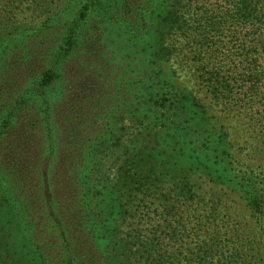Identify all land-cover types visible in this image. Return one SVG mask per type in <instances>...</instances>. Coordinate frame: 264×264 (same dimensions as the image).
<instances>
[{
  "label": "trees",
  "instance_id": "1",
  "mask_svg": "<svg viewBox=\"0 0 264 264\" xmlns=\"http://www.w3.org/2000/svg\"><path fill=\"white\" fill-rule=\"evenodd\" d=\"M57 1L0 0V49L7 48L0 92L14 90L21 76L31 83L23 102L36 97L49 107L68 79L62 67L82 53L84 32L107 23L118 6L149 3L157 14L147 19L156 33L142 77L147 102L106 116L92 85L79 83L62 108L66 153L53 178L34 170L32 153L0 149V264H264V252L232 232L222 199L193 174L195 158L204 174L213 154L217 162L230 155L206 131L195 137L188 123L198 99L156 70L180 56L212 102L264 139V0H85L75 11ZM52 3L57 13L40 18ZM117 19L134 33L147 23ZM154 107L183 124L153 133L172 118ZM19 108L0 104V141Z\"/></svg>",
  "mask_w": 264,
  "mask_h": 264
},
{
  "label": "rangeland",
  "instance_id": "2",
  "mask_svg": "<svg viewBox=\"0 0 264 264\" xmlns=\"http://www.w3.org/2000/svg\"><path fill=\"white\" fill-rule=\"evenodd\" d=\"M57 3H60L59 7H74L75 11L85 0H58ZM155 9L149 7V3L142 4L140 8L133 5L120 10L118 6L116 12L110 13L112 16L108 17L107 23L103 21L98 24L89 34L84 32V38L81 40L82 53L67 60L62 67V72L68 74V79L61 85L62 88H58V92L53 94L54 97L51 96L53 99L49 100V107H41L42 102L36 97L23 102L26 98L25 91L31 86L30 80L23 81L21 76L14 79V90L0 92V104L6 112L16 104H20V108L12 116L8 126L9 132L0 141V149L13 144L21 151L32 153L34 170L39 171L41 178H53L56 171L60 170L58 164L62 163L61 157L66 153L58 130L62 108L79 83L92 85L91 92L100 98L103 114L106 116L113 112L115 116H125L139 105H144L147 97L142 89V77L144 70L150 69V40L156 35L152 22L148 23L147 19L149 16L152 20L157 14ZM46 11L40 18H45L49 13H57L56 4L52 3ZM117 17H126L129 21L146 19L144 28H147L140 29L143 33H134V28L128 30V26L120 25L121 21ZM2 30H5V26ZM56 42L57 40L55 44ZM134 42L139 46L134 47ZM6 51V47L0 49V55ZM160 66L156 70L162 71L160 75L167 83L176 86L179 92L184 93L186 89L191 91L198 99L194 104L200 105V108L192 109V119L188 123L196 133L195 137L198 133L206 131L216 138L217 145L222 148L221 152L230 155L224 161L217 162L213 154L204 174L199 173L203 170L200 164L202 158H195L193 174L200 175L204 189L209 188L222 199L232 232L237 235L241 233L242 239L252 242L259 252H264V139L247 120L234 117L225 106L212 102L195 78H192V73L180 65V56L172 57L168 63L161 62ZM6 80L9 82V89H13L11 79ZM156 90L157 85H154L153 91ZM154 108L162 111L158 107ZM140 110L144 112L143 106ZM162 112L170 117L173 115L168 110ZM142 113L126 119L135 121ZM170 119L171 122L164 120L158 123L153 133L164 131L166 126L173 129L176 125L180 127L183 124L178 118L176 121V117ZM146 122L154 123L155 119L149 118ZM218 136L224 137L219 139ZM196 169L199 170L196 172ZM53 202L57 207L56 201ZM38 239H45V234H40ZM107 241L104 240V243Z\"/></svg>",
  "mask_w": 264,
  "mask_h": 264
}]
</instances>
